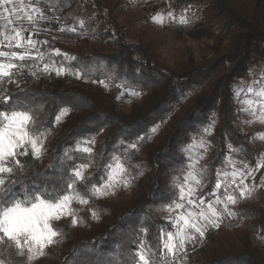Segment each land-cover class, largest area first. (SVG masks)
Segmentation results:
<instances>
[{
  "label": "trees",
  "instance_id": "trees-1",
  "mask_svg": "<svg viewBox=\"0 0 264 264\" xmlns=\"http://www.w3.org/2000/svg\"><path fill=\"white\" fill-rule=\"evenodd\" d=\"M164 3L150 1L136 11L128 8V0H42L41 6L76 32L59 36L41 32L34 38L48 43L40 50L81 75L18 76L15 83L0 86V94L12 98L10 104L26 97L36 127L47 130L41 159L19 157L25 167L13 176L18 182L12 191L20 195L24 188H51L67 180L73 164L89 162L84 159L87 154H73L76 144L84 140L95 141L87 176L102 182L111 157L120 156L130 183L74 208L77 226L71 225V217L54 222L62 235L36 264H108L110 260L124 264L141 228H147L152 242L160 229L171 230L166 206L178 199L175 185L186 174L189 153L185 149L194 139L203 137L208 145L200 161L207 169L205 200L212 198L209 189L229 144L242 147L244 152L234 155L251 164L262 154V146L241 127L234 82L248 73L251 64L264 59V47H259L264 44V0H172L178 10L204 3L198 21L186 31L177 26L176 33L213 43L207 44L210 55L200 59L186 45L178 46L173 61L162 51L167 34L151 21ZM54 49L61 55L56 56ZM65 53L76 60L66 59ZM79 79L130 88L140 92L141 99L123 108L116 92L102 97ZM4 107L0 105V110ZM62 108L70 111L57 124L55 116ZM210 124L211 133L205 134L203 129ZM133 143L136 149L129 147ZM65 151L73 155L72 160L64 158ZM233 207L238 215L207 230L203 243L187 252L183 264H264V242L253 239L255 234L264 236V187L253 189L251 196ZM92 210L99 219L91 217ZM0 258L6 264H19L20 259L5 249H0Z\"/></svg>",
  "mask_w": 264,
  "mask_h": 264
},
{
  "label": "snow or ice",
  "instance_id": "snow-or-ice-1",
  "mask_svg": "<svg viewBox=\"0 0 264 264\" xmlns=\"http://www.w3.org/2000/svg\"><path fill=\"white\" fill-rule=\"evenodd\" d=\"M41 3L42 0H0V86L15 83L14 77L23 74L25 68L30 70L32 76L41 72L55 73L56 76L67 73L77 78L81 75L80 71L66 68L63 63L58 64L51 53L40 50V45L48 43L34 38L47 30L41 27V23L60 24V17L48 15V10ZM167 16L175 19L172 12H168ZM153 19L162 22L163 16L157 14ZM186 22L181 15L179 23ZM80 27H83V21ZM58 30L76 32L75 27L63 24ZM53 51L56 56L61 55L59 49ZM64 56L68 60H76V57H67L66 53ZM99 82L107 87L105 81ZM131 94L138 93L133 91ZM234 97L241 105L240 111L251 117L247 123L264 124V74L253 79L246 88L239 86ZM11 99L7 94H0V105L6 106L0 110V249L9 250L20 258L19 264H36L62 235L54 222L64 217H71L73 227L80 222L72 207L74 202L87 205L91 198L108 196L117 186L128 187L130 180L120 156L111 157L112 162L105 166V173L100 177L102 182H94L87 176L86 171L93 156L91 145L95 141L84 140L76 144L73 154H87L84 159L89 162L73 164L67 180L51 188L35 186L24 188L20 195L14 193L12 185L18 181L12 178L25 167L19 157L41 159L47 130L36 127L35 115L26 97L16 98L10 104ZM69 111V108L60 109L55 122L59 124ZM211 128L210 124L203 132L210 135ZM157 130L158 126L153 127L151 132ZM254 139L264 141V134ZM129 147L136 149L137 145L133 143ZM207 150L208 145L203 137L199 141L194 139L185 149L189 153V163L183 180L175 185L178 199L166 206L171 230L160 229L156 241L152 242L147 239V228H141L139 238L133 241L136 247L124 264H183L187 255L186 245L203 238L209 227H220L225 216L235 217L237 213L231 206L251 196L255 174L264 168V154L258 155L252 166L246 160L235 159L234 154L244 152L242 147L229 144L226 160L215 170V178L209 189L208 195L214 199L205 200L204 177L207 169L200 166V161ZM64 158L72 160L73 155L65 151ZM250 178L252 186L246 183ZM8 181H12V184ZM259 186L264 187V176ZM91 217L99 219L98 212L92 210ZM0 264H6L5 259L0 258ZM108 264H113V261L110 260Z\"/></svg>",
  "mask_w": 264,
  "mask_h": 264
},
{
  "label": "rangeland",
  "instance_id": "rangeland-1",
  "mask_svg": "<svg viewBox=\"0 0 264 264\" xmlns=\"http://www.w3.org/2000/svg\"><path fill=\"white\" fill-rule=\"evenodd\" d=\"M152 2V1H156V2H160L162 0H128V8L133 9V10H141L142 6L145 5L148 2ZM165 1L164 4H162V6L159 8V11L152 16L151 21L153 23V25L155 26V28L162 32L167 34V41L164 43V45L162 46V51L164 56L169 60V61H173V59L176 57V48L178 46H184L186 45L189 50L192 52V54L195 56L196 59H200L201 56L203 54H208L210 55L211 51L208 48L207 44H213L211 41H197V40H193L191 38H189L187 35L184 34V36H179L176 33V27L177 26H182L184 31H186V29H188L189 27H191L196 21H198L199 19V10L202 8L203 4L198 5L197 7H193V8H186V9H176L173 6L172 0H163ZM44 7V6H42ZM46 8L47 14L48 15H55L56 14L48 7H44ZM168 12H172L175 19L170 18L167 16ZM157 14H161L163 16V20L162 22H157L156 20L153 19L154 16H156ZM181 15H183L187 22L186 23H179V19L181 17ZM61 26V21L60 24H57L56 22H52V23H48V22H42L41 23V27L44 29H47L46 31H42V32H46V33H50L53 34L55 36H59L61 35V32L58 30L59 27ZM131 41L136 40L135 37L133 36H129ZM259 47H264V44L261 43V45H259ZM259 53V50H258ZM262 74H264V59H259L258 62L253 63L250 65V69L248 71V73L241 79H238L234 82V92L235 90L239 87H247L248 84L251 83V81L253 79H257L259 78ZM25 74H17L15 77L18 76H24ZM52 78L55 79H59V78H64V77H69L72 74H65L63 76H56L55 73H53ZM73 76V75H72ZM79 82H81L84 86L98 92L102 97H105L107 95V93L114 91L117 93V98L119 101L120 106H122L123 108H129L131 106V104L133 102L139 101L141 99V94L138 91H135L133 89L130 88H124L121 86H114L111 84H107V87L104 86V84H101L100 82L91 80V79H79ZM136 92L138 93L137 95H132V92ZM239 105V110L241 105L238 103ZM240 123H241V127L244 131H249L251 133L252 139L254 142H256L257 144H259L260 146H262L263 151L262 154H264V141H260L259 139H254L255 137H257L260 134H264V124L261 123H247L248 120L251 119V117H249L246 113L240 111ZM194 152L196 150H193ZM235 159H237V161L239 160H245L244 158L234 155ZM248 162V161H247ZM249 163V162H248ZM250 165L254 166L255 164H251ZM256 179H255V186L253 189H258L260 186V180L261 177L264 176V168H261L256 174ZM246 183H248L250 186L253 185V181L251 180V178L246 181ZM118 187V186H117ZM211 199H214V197H212ZM80 204L78 203H73L72 207L73 209L78 207ZM233 207V206H231ZM233 210L235 211L234 207ZM237 213V212H236ZM238 215V214H237ZM236 215V216H237ZM235 216V217H236ZM235 217H228L225 216L222 219V222L226 219L229 218H235ZM221 222V223H222ZM220 223V225H221ZM209 229H214L212 227H209ZM208 229V230H209ZM203 238H198L196 241L191 242L189 244L186 245L185 248V252L187 254V252L189 250L194 249L196 246L201 245L203 243ZM253 239L255 242L258 243H263L264 242V236L261 235H253Z\"/></svg>",
  "mask_w": 264,
  "mask_h": 264
},
{
  "label": "built area",
  "instance_id": "built-area-1",
  "mask_svg": "<svg viewBox=\"0 0 264 264\" xmlns=\"http://www.w3.org/2000/svg\"><path fill=\"white\" fill-rule=\"evenodd\" d=\"M42 67V66H41ZM23 74H25L24 76H28V75H31L30 74V70L28 68H25ZM53 73H50V74H44V73H38L37 76H34V77H42V76H46V77H52L54 75H52Z\"/></svg>",
  "mask_w": 264,
  "mask_h": 264
}]
</instances>
